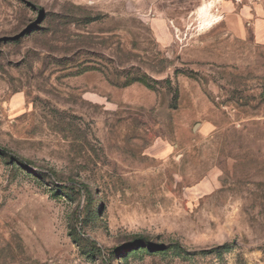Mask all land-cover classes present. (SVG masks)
<instances>
[{"label":"rangeland","instance_id":"374dc122","mask_svg":"<svg viewBox=\"0 0 264 264\" xmlns=\"http://www.w3.org/2000/svg\"><path fill=\"white\" fill-rule=\"evenodd\" d=\"M264 0H0V264H264Z\"/></svg>","mask_w":264,"mask_h":264},{"label":"crops","instance_id":"0c3cea01","mask_svg":"<svg viewBox=\"0 0 264 264\" xmlns=\"http://www.w3.org/2000/svg\"><path fill=\"white\" fill-rule=\"evenodd\" d=\"M255 37L259 44L264 45V20L255 23Z\"/></svg>","mask_w":264,"mask_h":264}]
</instances>
